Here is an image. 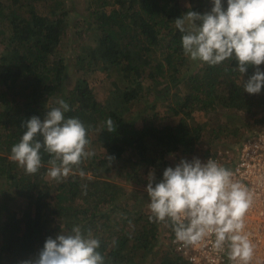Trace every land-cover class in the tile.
I'll use <instances>...</instances> for the list:
<instances>
[{"label":"trees","instance_id":"obj_1","mask_svg":"<svg viewBox=\"0 0 264 264\" xmlns=\"http://www.w3.org/2000/svg\"><path fill=\"white\" fill-rule=\"evenodd\" d=\"M69 1L0 0V180L9 185L0 190V211L7 213L0 223V264L34 260L47 238L74 235L76 227L84 238L99 240L103 264H144L142 258L157 251L159 222H149L151 213L126 209V189L115 178L147 185L152 174L155 186L167 155L194 153L206 128L200 114L224 108L264 125V88L244 92L256 69L233 72L234 58L209 66L184 55L174 20L188 11L206 14L200 4L185 11L183 0H84V14L73 24ZM207 3L210 13L212 0ZM222 4L226 10L227 0ZM63 47L71 49L67 58ZM259 68L264 71V64ZM71 69L76 79L66 89ZM97 71L113 74L102 80L106 103L84 77ZM58 99L69 104L65 117L78 118L90 144L103 149L81 163L84 177L74 168L61 182L46 178L51 157L43 151L36 174L9 160L24 122L43 118ZM19 200L23 206H16ZM164 222L175 234L172 221ZM180 263L167 249L156 264Z\"/></svg>","mask_w":264,"mask_h":264},{"label":"clouds","instance_id":"obj_2","mask_svg":"<svg viewBox=\"0 0 264 264\" xmlns=\"http://www.w3.org/2000/svg\"><path fill=\"white\" fill-rule=\"evenodd\" d=\"M212 3L210 13L188 11L174 20L183 34L184 55L209 66L234 58L236 67L232 71L241 76L249 67H255L243 83V91L259 94L264 88V71L259 68L264 64V0H227L226 10L222 0ZM57 105L43 118L33 116L24 122L26 131L12 146L9 160L26 174H36L42 167L43 151L51 157L47 176L61 182L95 153L87 150L90 141L85 125L78 118L65 117L69 104L58 99ZM106 126L110 133L115 130L111 118ZM79 175L84 177L86 173L79 169ZM153 182L150 174L146 187L151 201L149 222L170 219L175 242L184 246L202 245L214 237V251H223L227 244L229 261L250 264L255 245L245 232L244 218L252 197L245 185L233 182L229 170L213 160L202 163L198 158L191 162L181 159L175 167L164 170L155 186ZM73 232L74 235L47 238L38 257L23 264H103L97 251L99 240L84 238L78 227Z\"/></svg>","mask_w":264,"mask_h":264},{"label":"rangeland","instance_id":"obj_3","mask_svg":"<svg viewBox=\"0 0 264 264\" xmlns=\"http://www.w3.org/2000/svg\"><path fill=\"white\" fill-rule=\"evenodd\" d=\"M69 1L68 9L73 13V24L81 19V16L84 14V0H72ZM208 0H183L181 1L182 7L185 11L190 9L191 5L200 4L201 12L208 13L209 3ZM78 42V41H77ZM72 48H75V42H70ZM66 58L70 56L71 49L68 47H63L60 50ZM66 60V59H65ZM67 61V60H66ZM68 62V61H67ZM69 70V67L67 68ZM113 74H107L105 71H97L95 73H88L84 75V77L88 78L93 91L96 94V98L103 103L107 102L108 96L106 87L107 83H103V79L105 77L110 78ZM76 75L74 71L71 69L69 72L65 86L67 88H71L75 82ZM143 103L140 102L136 104L132 108V114L135 116L138 114L139 110L142 108ZM160 115L164 116V106H160L159 109ZM202 119L200 120L203 123H206V128L201 140L195 147L194 153L192 155H180V154H169L166 156L167 159V167H175L181 159H186L191 162L194 158H198L202 163H206L207 156L211 151H214L219 148H235L237 144L241 141L244 136H247L254 132L255 130L264 127V125L260 123H256L250 119L247 115L243 114L241 111H233L224 108H218L216 111H212L208 114H200ZM172 119V118H171ZM176 120L175 118L172 119ZM264 124V123H263ZM262 125V126H261ZM97 132V131H96ZM96 132H91V138L95 139ZM88 151L92 152H101L103 149L97 144H90L87 148ZM165 168V169H166ZM114 176H117V168H114ZM48 179L49 177L46 176ZM118 182H121L127 192V196L124 199L125 205H123L126 209L140 210L142 212L151 213L148 205L150 204V197L146 191L147 185L136 184L130 181L123 182L119 179H116ZM0 190H7L9 185L0 180ZM1 202V201H0ZM15 207V205H12ZM16 206H23V202L21 200L16 203ZM13 207V208H14ZM20 214V213H18ZM7 213L4 211H0V223L2 222L4 216ZM159 228L161 231L159 240L157 242V251L153 254H148V257H143L142 262L144 264H156L158 262V255L164 250H172L170 245V232L168 230V226L165 222H159ZM173 254L179 257L180 262L183 260L181 256L172 251Z\"/></svg>","mask_w":264,"mask_h":264},{"label":"built area","instance_id":"obj_4","mask_svg":"<svg viewBox=\"0 0 264 264\" xmlns=\"http://www.w3.org/2000/svg\"><path fill=\"white\" fill-rule=\"evenodd\" d=\"M232 173L233 182L245 185L252 197V204L245 215V232L255 245V253L250 264H264V127L244 136L233 148H219L211 151L207 160ZM186 223V221H185ZM208 238L202 245L184 246L175 242V234L170 237L172 251L181 256L180 264H237L228 260V245L216 252Z\"/></svg>","mask_w":264,"mask_h":264}]
</instances>
